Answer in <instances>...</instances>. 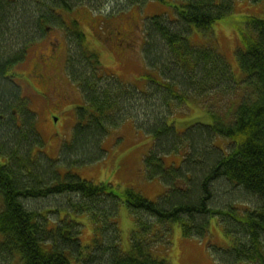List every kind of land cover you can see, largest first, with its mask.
I'll return each mask as SVG.
<instances>
[{
  "label": "trees",
  "instance_id": "trees-1",
  "mask_svg": "<svg viewBox=\"0 0 264 264\" xmlns=\"http://www.w3.org/2000/svg\"><path fill=\"white\" fill-rule=\"evenodd\" d=\"M38 1L48 8V18L55 24L46 17H37L33 23L28 20L30 36L19 40L20 49L10 57H0V83L7 92L0 94V113L7 116L6 110L17 106L15 112L19 117L31 120L21 122L27 128L21 132V127L13 123L12 118L19 117L12 110L4 126L9 129L5 132L11 140L6 142L11 144L6 147L0 143V255H14V264H169L153 253L152 244L157 237L151 233L153 224L178 223L184 237L206 240L210 220L216 219L230 241L225 247L209 241L208 247L216 252L219 264H264V17L246 16L244 26L239 28L237 66L244 77L241 83L250 91L238 104L224 111L211 98L233 89L230 67L217 50L216 42L195 45L189 40L192 29L205 32L233 13L238 0H125L136 5L168 1L174 14L173 19L151 16L144 26L143 78L147 84L141 90L124 84L107 71L99 58L87 50V33L77 20L66 22L61 16L80 6L101 4L103 0ZM15 2L0 0V16L9 8L4 16L10 21ZM44 25L64 29L66 40L71 43L68 48L63 44L60 48L55 44L48 47L59 49V56L66 54V62L51 69L56 71L63 66L67 79L83 96V104L73 109L76 122L72 140L64 144L59 161L67 165L93 163L105 154L102 140L113 128L126 120L138 122L141 125L135 127L152 139V147L143 158L144 170L148 178H157L164 186L168 185L156 200L146 199L134 188H126L116 196L109 182L93 184L73 172L60 174L55 163L58 160L43 152V140L31 109L34 100L31 93L48 108L47 90L56 88L54 82L44 86L31 79L39 74L36 69L30 70L31 61L27 76L16 70L26 61L27 48L46 47L42 38ZM15 30L14 26L12 31ZM119 46L123 49L126 43ZM21 76L26 88L18 84ZM105 86L108 90H104ZM23 90L27 95H23ZM57 92L67 99L65 93ZM193 106L201 108L194 118L207 114L210 120L208 123L195 120L183 128L180 120L175 119L185 113L183 107L189 110ZM57 108L54 111L59 112ZM146 109H152L149 116ZM28 139L33 143L27 151L31 143ZM220 140L226 141L224 148L216 145ZM21 147L24 153L18 155ZM32 152H36L37 158L44 156L42 163L32 158ZM174 155L181 157L179 165L166 164L165 160ZM220 194H224L225 200L221 203ZM57 197L68 199L57 201ZM119 198L136 215L134 223L138 227L132 232L131 247L126 252L118 247L116 218L114 215L108 218L113 210L110 208ZM50 202L69 208L41 209ZM62 210L66 213L63 218L55 222L49 219V214L58 216ZM71 213L89 214L94 225L91 246H81L80 231H70L79 226L68 215ZM100 218L109 221L105 231L99 226ZM45 222L50 226L43 227ZM109 227L113 229L112 239L106 234ZM141 233L144 239L136 238ZM58 241L64 246L58 245Z\"/></svg>",
  "mask_w": 264,
  "mask_h": 264
},
{
  "label": "rangeland",
  "instance_id": "rangeland-1",
  "mask_svg": "<svg viewBox=\"0 0 264 264\" xmlns=\"http://www.w3.org/2000/svg\"><path fill=\"white\" fill-rule=\"evenodd\" d=\"M74 3L78 2L75 1ZM263 3L264 2L238 0L235 2L233 13L228 15L225 19L214 23L211 29L205 32L192 29L193 34L191 38L193 41L191 39L189 41L195 45H203L209 43L210 40H212L214 44L216 42L215 45H217V50L222 53L230 67L233 78L232 81L235 83L231 86L233 89L230 93H225L221 96H213L211 98L213 101L217 100L215 102L216 107L222 108L221 110L227 111L231 105L238 104L244 94L250 91L247 86L241 83L244 77L237 66L236 50L240 40L238 39L239 28L244 26V17L246 16L264 17V7L259 5H264ZM12 5V16L10 21L6 19L7 16H4L6 11H9V8L8 10L5 9L0 16V57L3 58L10 57V55L20 49L21 45H19L18 42L25 35L27 37L30 36L29 33H31V30L28 28L31 26L30 22L33 23V19L37 17L48 18L49 16L48 8L43 6L38 0H16L15 4ZM84 6L85 7L80 6V8L76 11H72L69 15L61 13V16L66 22H69L70 19H76L78 21V26H80L81 30H84L88 34H85L87 50L94 53L95 56L99 58L101 65L106 68L107 71L117 75L124 84L133 86L139 90L144 88L147 84L143 78L146 70L142 47L144 45V26L151 16L160 15L167 19H173L172 16L174 17V14L169 2L161 3L157 1H148L142 5H136L128 3L125 0H103L101 4L90 5L92 10L89 6ZM101 10L102 12H99ZM49 22L53 25L55 24L52 20H49ZM14 26L16 30L12 31ZM44 26L48 27L49 25ZM113 32L114 34H112ZM65 34L64 29L49 30L44 36V38H46V47L40 46L36 49L32 48L30 51L28 49L26 61L21 64L16 71L21 75L27 76L30 61L38 59L37 54L43 53V48L45 51L49 44H55V46L59 48L64 45L63 47L68 48V43H71L66 40ZM91 34L98 39L92 38L90 36ZM31 39L33 38L29 40ZM55 39L58 43L55 42ZM124 43H126V46L120 49L119 45H123ZM65 57L66 54L64 53L60 56V65H64L66 62ZM56 69V71L50 69L48 72L50 74L48 80L54 82L53 85L56 88L53 92L52 90L48 91L50 92V98L48 100L50 106L48 108H46V105L42 101H36L38 98L31 93V97L34 99L31 109L36 117V130L40 133V136H42L43 152L51 159H54V161L56 159L58 160V162L55 163L60 174L64 172H73L82 180L89 181L93 184L109 182L114 186L116 196L120 195L126 188H134L135 191L141 192L146 199L151 201L156 200L166 188L168 189V185L167 187L164 186L157 178H148L144 170L143 158L149 152L150 147H152V139L148 138V136L150 137L149 134L136 128L141 125L138 122L134 124L132 121L126 120L118 128H113L102 140L105 154L99 160L93 161V163L90 164L86 163L85 165H67V163L62 164L60 162L63 155L62 151L65 149L64 144L72 140L71 137L76 122V114L73 109L78 104H83V96L80 90L72 86L70 80L67 79L65 68L62 66ZM12 73L14 74V72ZM14 75L16 78V74ZM21 80H23V78L19 79L18 84L26 88ZM108 88V86H105L104 90H108ZM0 90V94L5 95L7 93L6 88L4 86L2 87L1 83ZM57 90L61 92V95L65 93L67 99L56 94ZM110 90L112 89L110 88ZM1 92H5V94ZM23 95H27L26 90L25 92L23 90ZM44 102L46 104L48 103L47 101ZM55 107H58V113L54 111ZM16 108L17 106L12 109L14 110L13 114L19 117L15 112ZM199 108L200 107L193 106L187 110L183 107L182 111L185 113L177 116L175 120H180L179 122H181L180 124L183 128L188 127L190 124H194L196 122L195 120L208 123L210 118L207 114H202L201 117L194 118V116L200 114ZM12 110L11 108L6 110L8 111L7 116ZM145 111H147L149 116L152 109H146ZM0 112H2L1 109ZM53 113H57L58 115H53ZM5 114L6 113H0V143L9 147L11 143H7L6 141L11 142V140L9 138L10 136L5 132H9V129L4 128V126H6L5 123H8V118ZM185 115L187 116L185 117ZM139 119L142 121L143 118ZM55 120H57V122ZM180 124L178 127H182ZM28 143H30V145H27V151L33 143L32 139H28ZM216 145L220 148H224L226 146V141H217ZM23 153L24 151L22 152L21 147L18 151V155ZM35 153H31L34 159L37 158ZM174 156L166 159V164L171 165V163L174 162L175 165H179L181 157ZM42 158H44V156L39 155L37 160L39 159V162L42 163ZM71 161L72 160L69 162ZM215 190L217 189L215 188ZM220 195L221 197L218 195L219 203L225 201L224 194ZM59 199L63 200L68 198H56L57 201ZM122 201L123 199L121 198L117 201L115 220L119 232L118 247L121 251L126 252L131 247L132 232H136L138 227L136 223H134L136 215L130 212ZM64 207L69 208V206L65 204L56 205L50 202L47 204L45 203L41 209L53 210L54 208L64 209ZM110 209H113V212L115 210V205ZM64 215H66V213L62 210L58 216L49 214L48 217L51 221L55 222L58 218H63ZM69 216L79 225L74 226L70 231L74 232L77 230L81 232V246H91L94 225H92L93 223L89 214L81 213L75 215V213H71ZM65 218L67 219V217ZM221 228V225L217 223L216 219H211L206 240L210 241L213 245L225 247L230 241ZM112 233L113 229L109 227L106 233L108 234V238L112 239ZM151 233L157 236L154 244H152L154 255L159 259L167 261L169 264H219L216 252L208 247L209 242L206 244L207 241L203 240L201 237H184L181 226L178 223L153 224ZM160 235H164L161 238L162 240L159 239ZM144 237L142 233L136 234V238L144 239Z\"/></svg>",
  "mask_w": 264,
  "mask_h": 264
},
{
  "label": "flooded vegetation",
  "instance_id": "flooded-vegetation-1",
  "mask_svg": "<svg viewBox=\"0 0 264 264\" xmlns=\"http://www.w3.org/2000/svg\"><path fill=\"white\" fill-rule=\"evenodd\" d=\"M57 42V40H56ZM58 43V42H57ZM51 46H49L46 49V53L41 54L39 56L40 62L38 61H34L32 63V66L30 70H39L40 74H41V80L39 78H33L34 81L42 84V85H48L49 84V78L47 77V75H43V71L46 70H50L51 68H55L58 65V61H59V53L58 51H52V49L50 48ZM47 91H51V89L47 90ZM55 91V90H54ZM53 92V91H52Z\"/></svg>",
  "mask_w": 264,
  "mask_h": 264
},
{
  "label": "bare ground",
  "instance_id": "bare-ground-1",
  "mask_svg": "<svg viewBox=\"0 0 264 264\" xmlns=\"http://www.w3.org/2000/svg\"><path fill=\"white\" fill-rule=\"evenodd\" d=\"M12 120H13V123H14L15 127L16 126L19 127V128L21 127L20 128L21 132L22 131H25L27 129L26 126H24L21 122H24L26 120H28L29 122L31 121L30 118L27 117V116L26 117H19L18 120L12 118ZM210 147H212V145H210ZM241 202H243V200H241ZM114 203L116 204L115 205V210H114V212L108 214V216H109L108 218L109 219L113 217V213H114V218H115V215H116L117 200H115ZM251 206H253V205H251ZM147 220L150 221L151 219L150 218H147ZM48 223L49 222L43 223V227H46V226L49 227L50 225ZM108 225H109V221H107L104 218H100L99 219V226L102 228L103 231H105L106 229H108ZM58 245L64 246L63 245V242H61V241H58ZM66 248H67V246H66ZM15 258L16 257L14 255L12 256V255H9L7 253H1V255H0V263H2V264H14Z\"/></svg>",
  "mask_w": 264,
  "mask_h": 264
}]
</instances>
